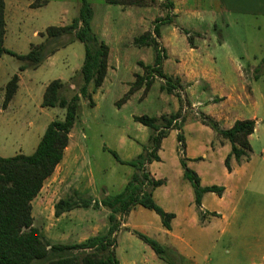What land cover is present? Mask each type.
I'll list each match as a JSON object with an SVG mask.
<instances>
[{
    "label": "rangeland",
    "instance_id": "374dc122",
    "mask_svg": "<svg viewBox=\"0 0 264 264\" xmlns=\"http://www.w3.org/2000/svg\"><path fill=\"white\" fill-rule=\"evenodd\" d=\"M87 2L93 10L92 30L109 47L108 69L101 86L91 93L92 100L79 98L63 158L32 200L34 226L49 243H78L105 233L112 212L102 201L120 193L133 172L110 151L130 160L143 146L149 148L152 130L134 121V115L178 113L180 129L168 131L158 150L161 159L144 167L163 182L153 190V199L176 218L166 232L153 210L137 206L117 213L115 255L119 264H264V8L224 12L220 0H151L146 8H126L134 11L125 17L120 5L105 0ZM30 3L5 0L4 47L18 54L42 42L40 32L47 26L71 23L81 0H46L36 8ZM175 8L182 13L179 19L172 12ZM187 9L192 16L186 15ZM135 11L143 14L136 17ZM156 19H161L160 35H152L167 53L161 69L176 88L168 93L161 88L166 86L165 78L155 75L146 92L142 86L119 102L136 73L145 74L140 62L154 63L153 46H139L133 39L152 30ZM56 44L61 46L54 54L24 71L18 68L25 61L9 53L0 56L2 157L30 154L46 125L63 119V108L41 106L51 80L63 82L59 97L69 100L78 93L84 45L72 35H62L49 47ZM206 68L216 89L204 80ZM13 74L20 77L19 87L3 109L4 86ZM230 91L235 92L232 97L227 94ZM233 118H252L255 129L249 136L248 159L240 163L231 159L235 174L228 176L224 158L229 142L223 145L226 140L207 122L211 119L218 128H228ZM178 134H182L181 142ZM189 156H197L187 164L198 173L201 184L224 186L220 197L205 193L199 209L180 164ZM66 198L76 201V206L56 217L54 205ZM85 200L87 207L82 204ZM136 233L155 239L164 247V256L156 255ZM51 257L31 264H44Z\"/></svg>",
    "mask_w": 264,
    "mask_h": 264
},
{
    "label": "trees",
    "instance_id": "16d2710c",
    "mask_svg": "<svg viewBox=\"0 0 264 264\" xmlns=\"http://www.w3.org/2000/svg\"><path fill=\"white\" fill-rule=\"evenodd\" d=\"M30 7L36 8L46 3V0H29ZM109 4H117L122 7H146L151 0H105ZM169 5H172L169 2ZM93 10L87 0H81L78 15L71 23L66 25H50L40 32L44 40L31 44L26 54H18L4 47L5 35V0H0V56L9 53L19 60L25 61L19 66V71H24L28 65L38 66L41 61L56 52L61 45L49 47L52 41L62 35H72L84 45V57L80 68L82 84L78 93L67 100L59 97V90L63 85L60 79L51 80L45 87L41 106L60 107L64 109L61 120L50 121L35 149L30 154L17 153L13 156H0V264H31L33 261L46 259L44 264H119L115 255V232L119 223L116 221L117 213H127L131 209L141 206L153 210L161 220L164 229H171V221L174 213L165 211L153 199V190L163 182L154 179L145 171V164L159 161L158 150L161 141L170 129H180L176 120L178 113L160 117L148 115H134L136 122L146 126L152 133L148 136L149 148L144 147L135 158L122 160L115 151H110L114 158L133 168V172L126 182L123 190L113 196H106L102 204L110 208V226L105 233L87 237L78 243H49L43 238L41 230L34 226L32 200L39 194L44 182L52 175L56 166L61 162L64 150L68 145L69 133L75 123L78 101L80 97L92 100L91 93L101 86L107 73L109 47L103 39L93 32L91 20ZM161 19H156L154 27L134 37L135 44L141 46H153L155 57L153 65L140 62L145 68V74L136 73V80L119 102L127 100L129 94L144 87V92L152 84L153 76L165 78L166 86H161L167 92H171L176 86L173 79L166 76L161 63L166 58L165 49L159 48L156 37L160 35ZM18 74H13L4 86L3 109L7 107L18 88ZM176 82L177 79L175 80ZM91 85V90L89 89ZM159 120L162 123H159ZM217 134L230 144V150L224 158V165L228 172L231 171L230 161L237 163L247 160L251 150L249 136L254 132L255 120L252 118L236 119L229 128H218L216 121L207 122ZM178 141L183 139L182 134L177 135ZM183 177L190 183L193 190V203L196 208L202 204L203 195L207 192L221 196L223 185H201L198 174L187 166L181 159ZM76 201L69 198L60 199L54 205V215L60 216L76 206ZM84 207L89 206V201L82 202ZM136 235L144 241L160 257L164 256L165 249L155 239L143 234Z\"/></svg>",
    "mask_w": 264,
    "mask_h": 264
},
{
    "label": "crops",
    "instance_id": "0c3cea01",
    "mask_svg": "<svg viewBox=\"0 0 264 264\" xmlns=\"http://www.w3.org/2000/svg\"><path fill=\"white\" fill-rule=\"evenodd\" d=\"M221 1V7H222V10L224 11V12H230V11H239V10H241V9H245L246 7H253L254 9H256V8H258V9H260V8H264V0H251V1H245L244 3H240V1L239 0H220ZM255 1H258L257 3L255 2ZM240 4V5H239ZM239 6V7H238ZM126 8H128V7H122L121 6V10L122 11H124L125 10V12H124V14H125V17L127 16V14L128 13H130V12H132V11H134V10H129V9H126ZM136 8H139V7H136ZM140 8H146V7H140ZM136 13H137V15H136V17L139 15V14H143V12H140V11H135ZM172 12H174V14H175V16H176V18H178L179 19V17H180V15H182V13H179V11L177 10V8H175L174 9V11H172ZM133 13V12H132ZM185 13H186V15L187 16H192V12H190L188 9L187 10H185ZM189 19H191V17L189 18ZM192 21L194 20L193 18L191 19ZM162 41L166 44L167 43V41H166V38H165V36H164V31H162ZM204 66L206 67V65H205V62H204ZM108 69V68H107ZM206 70H207V68H206ZM163 71V70H162ZM164 73V72H163ZM206 73H207V78L205 79L204 78V80H207V82H208V85H209V87L210 88H212V89H216L217 88V86L214 84V83H212L211 82V78H210V73L208 72V70L206 71ZM165 75H166V73H164ZM19 76V75H18ZM169 77H170V75H168ZM18 83H20V77H19V79H18ZM18 87H19V84H18ZM217 91V90H216ZM219 93H222V94H224V92H221V91H219ZM235 94V92H227V94L228 95H230V97H232V94ZM236 99V98H235ZM235 99H233V100H235ZM209 111L208 110H206V112L205 113H208ZM210 116H212V117H214L213 115H210ZM241 119H244V118H241ZM236 120V118L234 119H232L231 120V125L233 124V122ZM229 128V127H228ZM40 139V138H39ZM39 141V140H38ZM38 143V142H37ZM226 143H227V141L223 144V145H226ZM37 145V144H36ZM36 147V146H35ZM35 149V148H34ZM229 150H230V144H229ZM229 150H228V152H229ZM227 152V153H228ZM159 155V154H158ZM159 157H160V155H159ZM195 157H197V156H189L188 157V159L186 160V163L188 162V160L190 159V160H195L194 158ZM199 157H201L202 158V156H199ZM200 158V159H201ZM161 159V158H160ZM187 166H188V164H187ZM148 172V171H147ZM149 173V172H148ZM198 174V173H197ZM235 174V170H231L230 172H228L227 171V175L228 176H233ZM151 175H152V178H155L154 177V175L152 174V173H149V176L151 177ZM199 176V175H198ZM156 179V178H155ZM200 182H201V180H200ZM201 185H203V184H201ZM210 185V184H209ZM173 213V212H172ZM174 218H176V214L174 213ZM173 218V219H174ZM172 219V220H173ZM166 230V229H165ZM171 230V229H170ZM170 230H167L166 232H169Z\"/></svg>",
    "mask_w": 264,
    "mask_h": 264
}]
</instances>
